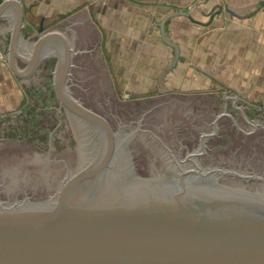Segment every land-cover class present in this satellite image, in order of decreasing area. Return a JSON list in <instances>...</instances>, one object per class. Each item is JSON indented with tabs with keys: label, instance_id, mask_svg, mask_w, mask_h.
<instances>
[{
	"label": "water",
	"instance_id": "water-1",
	"mask_svg": "<svg viewBox=\"0 0 264 264\" xmlns=\"http://www.w3.org/2000/svg\"><path fill=\"white\" fill-rule=\"evenodd\" d=\"M10 8V68L27 79L44 59L56 56V95L75 117L61 120L45 147L0 141V264H264V111L237 106L230 96L217 100V95L180 97V92L90 111L67 87L73 64L65 39L47 33L31 57L21 56L23 9L15 0L4 1L0 19ZM167 21L158 27L174 59L159 78L163 94L168 93L164 79L180 60V48L166 33ZM18 60L27 69L21 70ZM150 111L155 117L198 118L199 138L217 134L208 126L222 118L219 138L207 144L213 152L198 165L204 176L223 170L230 177L219 175L217 181L212 176L192 188L183 173L179 185L152 188L135 182L164 179L152 167L155 159L124 155L115 161L121 174L112 173L115 139L101 116L139 117ZM233 124L258 136L245 139Z\"/></svg>",
	"mask_w": 264,
	"mask_h": 264
},
{
	"label": "crops",
	"instance_id": "crops-1",
	"mask_svg": "<svg viewBox=\"0 0 264 264\" xmlns=\"http://www.w3.org/2000/svg\"><path fill=\"white\" fill-rule=\"evenodd\" d=\"M15 1L24 14L19 54L31 57L39 37L60 34L72 51L67 83L72 95L78 73L90 66L94 77L101 78L97 87L109 86L127 102L179 92L222 94L236 98L237 105L264 102V0ZM5 16L0 19V55L6 57L0 60V110L21 105L24 81L38 80L42 63L53 58L44 59L29 78H18L8 62L14 9ZM167 19L166 33L180 48V60L166 75L168 93L163 94L159 78L174 59L158 27ZM18 64L21 70L28 67L20 60Z\"/></svg>",
	"mask_w": 264,
	"mask_h": 264
},
{
	"label": "flooded vegetation",
	"instance_id": "flooded-vegetation-1",
	"mask_svg": "<svg viewBox=\"0 0 264 264\" xmlns=\"http://www.w3.org/2000/svg\"><path fill=\"white\" fill-rule=\"evenodd\" d=\"M101 117L106 121V123L112 130L115 139L114 162L111 171L112 173L118 175L121 174L122 171H120L119 165H117L118 163L115 162L116 159H118V157H120L121 155H124V157L131 156L132 158H135V156L154 158V161L156 162H154L155 165H152V167L160 174L161 172L163 173L162 176L164 177V179L152 181L139 178V181L135 182L136 184L144 183V186L147 184L146 186H150L152 188L166 187L169 184H174L176 186L180 184L181 176L183 173H185L183 175L184 182L186 183V185L193 188V186L197 187L200 181L206 182L211 179L212 176H216V179L218 181L220 179L219 175H221V177H230V174H232L230 172L222 170L218 171L214 175L210 174L211 177L209 175L204 176L205 173H203V170L198 165L199 158L209 157L210 153L213 152V150L209 149L207 144L215 139V137L219 138L218 131H220L219 126L222 118L214 120V122L210 126H208V128L213 129L215 132H217V134L215 133L212 135H202L199 138L197 133L198 118H180L179 120V118L174 117H155L154 115H152L151 111L146 112L139 117ZM75 119L79 121L81 125H86L82 120L77 118ZM122 120H127L129 123L123 124ZM114 124L118 125V128H115L113 126ZM180 125L185 126V128L190 131V134H181V131H178L180 130V127L177 128V126ZM216 125H218V128ZM233 125L235 126L236 131L242 133H240V136L244 137L245 139L258 136V134L254 133H244L240 128H238L237 124ZM88 127L89 131L96 135L93 128L90 126ZM83 129L86 131L85 128ZM168 131L171 133L166 134V132ZM93 148L94 149H92L90 152H93V154H95L99 148V141L96 145H94ZM182 158L186 159L183 160ZM131 168L133 169L131 172L133 174H136L137 176L135 165H132ZM198 168H200V170ZM168 174L169 176H171V178L167 179L166 175ZM237 177L242 176L237 175ZM118 181H122L123 183V180Z\"/></svg>",
	"mask_w": 264,
	"mask_h": 264
},
{
	"label": "rangeland",
	"instance_id": "rangeland-1",
	"mask_svg": "<svg viewBox=\"0 0 264 264\" xmlns=\"http://www.w3.org/2000/svg\"><path fill=\"white\" fill-rule=\"evenodd\" d=\"M1 2L2 0H0V4ZM0 60L6 61L4 53H1ZM19 64L22 65L21 62ZM56 65L55 57L49 58L42 63L38 80L28 79L24 81L21 105H3V109L0 110V141H23L36 147H45L51 143L50 134L57 131L60 121L75 117L61 105L56 95L54 88ZM86 68L81 73L77 72L80 77L74 81L75 86L72 88L74 97L81 100L84 108L93 111L115 102L128 104L147 101L131 99L127 102V100L116 95L109 86H104L102 89L97 87L96 83L101 78L94 77L95 71L92 67ZM215 95L217 94L193 96ZM221 95H217V100L221 99ZM237 106L264 111V102L256 104L245 101L240 102Z\"/></svg>",
	"mask_w": 264,
	"mask_h": 264
}]
</instances>
